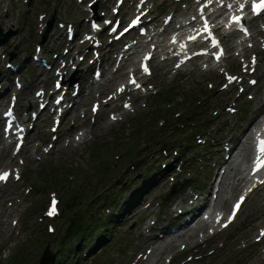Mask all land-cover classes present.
<instances>
[{
    "label": "rangeland",
    "instance_id": "1",
    "mask_svg": "<svg viewBox=\"0 0 264 264\" xmlns=\"http://www.w3.org/2000/svg\"><path fill=\"white\" fill-rule=\"evenodd\" d=\"M56 1L59 2L61 8L54 9ZM56 1L48 0V6L45 7V10H40L35 13L33 22L36 23V29L32 30V33V31L28 30L26 24H22V14L20 12L24 9L27 11V14L33 15V6L31 5V8L23 6V0H18L17 2L14 0H0L1 28L3 30H7L8 28L14 29L18 26L21 27V30L11 39L10 43L4 45L2 49L10 50L12 48H16V50H30L31 47L33 49L35 41L39 39V23L41 20L38 17L39 13H47V15L54 14L57 18H59L61 15L64 17L63 12L65 11V17L70 19L72 17V14L70 15V13L74 11L73 5L69 6V4H71V0ZM63 6L65 8H63ZM68 7H70V9H68ZM26 32H29L30 35ZM163 83L166 84L167 81L162 82V84ZM172 87L174 88H171V90L173 93L175 92L178 94V99H180L179 97H182L185 100L190 101L193 100L196 95L204 94L202 100V102H204L211 96V94L208 93L203 86H201L197 81L193 82L191 79L183 80L179 84L174 83ZM165 90H167V88H163L161 91ZM154 103V100L151 103L146 102L145 107L140 109L136 116H130L128 119L129 122L123 126L124 129L120 134L117 132L113 133V131H119L122 126H113L111 132L108 131L107 127H95L94 138L86 142L83 146L80 145L78 147H72L70 150L60 154H53L48 160H46L47 162L43 161L46 163L38 164L33 169H27V180L35 184L32 193L24 195L22 191L23 187H15V196H13L14 198L11 199V201L14 203V200H20V202H17V211L14 214H10L9 217L4 215L0 218V264H38L42 250L45 248L46 244L50 245L55 255L57 254L61 257V264H75V262L70 263L68 254L70 252L69 248L77 242V239L64 236L65 230L68 226L65 217L63 214L60 215L59 219L62 220L58 221L64 222L63 224L61 222L59 224V226H61L58 228L57 225H55L56 220H49L43 216V211L47 205L50 192H55L57 196H59L60 209L62 210L64 209L65 201L71 202L70 199L72 194L74 195L77 193V195H79V193L84 192L83 190L89 189L92 184H95V188L97 190L95 189L94 193L97 191H100L101 193H99L95 198L98 207V215H100L101 220H104V216L116 212L118 207V202H109L106 197V193H113L112 197H116L117 199H123L126 197L129 189L126 187V183L130 181L131 185H136L142 181L143 176L140 172L151 160L149 157L150 154H152L153 151H157L149 148H145L143 151L139 150V153L142 155L143 152H145V154L148 155L147 158H141L142 160H140V162L131 163L129 166H126L127 163H125V167L122 166L120 169H118L117 166L114 167V169H111V163L115 161L116 156L120 153L117 150L122 149V147H128L130 145V141L128 140L131 139L134 134H137L135 136H138L141 139V142L148 146L150 141L148 133L149 131L154 133V125H156L155 130L157 132L154 139L159 137L164 132L168 133L173 130L182 132L181 135H184L187 130L199 131L201 133L203 132V129L206 128H202V123L205 122L206 124L208 118L219 109L210 102H207L205 104V112H202L200 115L194 117L188 114L186 118L183 119V121H185L183 126H179L176 124L179 122V119L176 117L178 113H175L172 118L165 121H163V119H156L157 115L153 111ZM165 107L170 108L168 105H165ZM220 113H223V111H220ZM220 113L217 118L220 117ZM154 117L156 120H154ZM217 118H214V120ZM148 121L153 122L149 123L153 126V129L150 130L149 128L147 130H143V125ZM154 121L158 123L163 122V125H157ZM219 121L220 120H217L215 123H219ZM198 127L201 128L198 129ZM243 127V125L239 126V130H242ZM164 136L165 134L161 135V140L164 139ZM104 152H108L109 154L104 156ZM109 155L111 156L108 160L110 161V165L108 168H104L102 159H106ZM134 158H136V156ZM89 164L92 166L89 167V170L85 171V168L83 167ZM107 171L109 174L104 176ZM102 176H104L103 181H100V177ZM121 182H123V185L118 187L117 185ZM39 185H43L42 191L37 188ZM9 188L10 191H12L13 187L10 186ZM103 188L106 190L102 191ZM152 194H155V192H152ZM83 204L84 203L79 204V198H77L75 199L72 208L77 207L78 209L83 206ZM252 204H254L253 201H251L248 206H251ZM12 217H17V219L20 218V230L17 228L19 223L17 226H12L10 224L9 221ZM119 221L120 220L117 222ZM48 223H53L55 227V231L51 234L47 231L46 225ZM133 223V220L129 219L128 221H124L122 223L120 221L119 226L116 227H114L115 224L108 225L109 228L103 226L104 223L99 225L103 232L105 231L110 234V237L106 240L108 244L105 246L104 251H101L100 249L104 246L105 241L93 246L96 233L93 235L91 234V237H89L86 241V245L88 246L86 248L87 250L85 251V255H81V257L77 259L79 262L76 264H104V260H107V264H130L133 259L130 260L119 252V246L121 244L119 235L124 229H129L128 239L126 240V248L129 249V251L132 250L134 245L141 248L140 243L135 241V227L133 226L130 228ZM250 227H253L252 224ZM87 235H90L89 228L87 229ZM240 236L241 235L239 234L238 237ZM224 237L225 235L221 238L223 245L221 247L217 246V248H215V252L212 254H208V252H206L205 259L201 263H195L193 259L191 261L183 259L182 261H186L185 264H240L239 260H241V258L237 257L233 253L241 254L244 253V251L241 250L237 244L234 246L229 245V241L223 240ZM123 245L125 246V244ZM83 247L84 246H82V248ZM90 248L93 249L88 251ZM210 249L213 250L214 248ZM248 250L253 252L250 248H248ZM248 250L245 252V255L250 253ZM99 251L101 254H99L98 257H93V254H96L97 252L99 253ZM188 253L190 252H185L181 258H184ZM67 261H69V263H66ZM171 264H176V262Z\"/></svg>",
    "mask_w": 264,
    "mask_h": 264
},
{
    "label": "snow or ice",
    "instance_id": "2",
    "mask_svg": "<svg viewBox=\"0 0 264 264\" xmlns=\"http://www.w3.org/2000/svg\"><path fill=\"white\" fill-rule=\"evenodd\" d=\"M261 7H264V4L261 5ZM233 78L229 77V81H231ZM261 144V152L264 153V141L260 142ZM258 167H264V161H262ZM7 173H4L2 175H0V179H6L7 178ZM236 208H239V204L236 205ZM50 215L55 214V202H53V211L49 213Z\"/></svg>",
    "mask_w": 264,
    "mask_h": 264
},
{
    "label": "bare ground",
    "instance_id": "3",
    "mask_svg": "<svg viewBox=\"0 0 264 264\" xmlns=\"http://www.w3.org/2000/svg\"><path fill=\"white\" fill-rule=\"evenodd\" d=\"M263 73H264V70H260V71H258V74H259V75H262ZM258 101H262V99L259 98ZM3 150H6V148L4 147ZM148 227H149V225H148ZM152 252H153V255H155V254H156V248H155ZM153 255H152V256H153Z\"/></svg>",
    "mask_w": 264,
    "mask_h": 264
}]
</instances>
